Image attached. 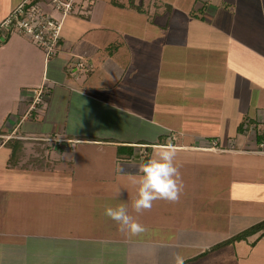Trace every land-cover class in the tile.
I'll list each match as a JSON object with an SVG mask.
<instances>
[{
	"label": "crops",
	"instance_id": "crops-1",
	"mask_svg": "<svg viewBox=\"0 0 264 264\" xmlns=\"http://www.w3.org/2000/svg\"><path fill=\"white\" fill-rule=\"evenodd\" d=\"M20 1L0 0V22ZM100 1L92 8L94 0H80L74 14L64 19L61 51L50 58L18 32L0 43V165L10 170L0 173V197L10 198L5 208L28 204L34 215L27 227L32 233L28 255L22 252V240L4 238L11 255L2 256L3 264H175L177 255L184 264H264V229L214 247L264 220V0H163L170 11L186 10L205 40L192 44L197 49L173 73L189 66L183 75H190L195 90L202 89L192 97V111L209 121L201 128L203 121L193 120L181 133L204 144L208 137H219L236 145L213 149L184 141L172 144L183 180L180 199L154 201L142 214L132 210L137 195L133 179L142 175L139 166L154 148H137L151 143L129 141V129L120 128L123 121L129 126V34L108 35L113 23L94 17ZM108 1L115 5V0ZM81 61L84 67L77 65ZM100 70L111 75L102 77ZM44 82L47 100L31 110L32 90ZM50 137L61 140L48 142L53 145L48 148L63 158L62 164H74L71 155L64 157V151L72 150L71 140L110 148H95L98 162L90 161L93 167L86 172H76V167L65 174L64 180L72 181L66 187H38L31 167L10 165L13 148L6 145L18 139L25 145L21 150L32 145L28 140ZM48 198L56 206L51 210L70 203L78 223L70 228L63 222L59 232L39 231L32 208L46 205ZM121 203L145 226L144 233L121 232L105 216L107 206Z\"/></svg>",
	"mask_w": 264,
	"mask_h": 264
},
{
	"label": "rangeland",
	"instance_id": "rangeland-1",
	"mask_svg": "<svg viewBox=\"0 0 264 264\" xmlns=\"http://www.w3.org/2000/svg\"><path fill=\"white\" fill-rule=\"evenodd\" d=\"M115 1H121L120 3L126 6L132 3L138 6L140 5L144 10L142 11L136 8L128 9V7L121 9L122 7L115 6L108 0H101L98 7L96 6L94 8V17L97 20L105 19L113 23L111 25L112 29H108V35L114 38L119 32L129 34L130 61L125 74V79L129 81V96L126 97L129 98V126L126 128V122L124 121L120 126L123 131L129 129L128 132H125V135L129 136V141H146L151 143L141 144L137 148H154V146L162 143L180 144L183 141L184 143H188V145H196L194 148H210V142L213 139H217L220 145L219 148H235L233 145L235 146L236 143H233V140L224 141L219 137L213 139L208 137L207 139L210 142L204 144L181 133V129L185 128L184 125L189 126L194 124L193 120H196L197 123L198 118L192 111L194 108L193 103H195L192 97L202 93V89L199 86L195 90L194 82L189 78L190 75L188 73L183 75V70L190 71L189 66L179 70L180 74H177L178 76L174 75L173 70L175 65L184 64V60L189 57L190 51L197 49L193 48L192 44L198 45L200 43L203 45L205 40L199 37V33L203 30L196 28L195 23L188 16L186 10L172 9L170 11L171 9H169L163 0ZM3 2L4 0H1V3ZM96 2L97 0H94V3L90 7H95ZM193 11L198 12L197 9ZM212 33L217 34L216 31H212ZM197 56L205 58L202 54ZM85 62L86 65H89L86 58ZM87 69L88 67H85V69L79 68L77 72ZM105 70H100V74H102V77L108 76L109 78L111 74L106 72L109 70ZM94 72L92 71V73ZM89 75L91 74H87L86 77ZM117 88V86H113V89ZM198 107L202 110L201 106ZM202 121L203 126L201 128H206L205 121L209 120L205 117L198 119L199 123ZM45 136L48 135L46 134ZM28 141L32 145H26V148L20 150L22 146H25L24 143L18 139H12L6 145V148L11 147L14 149V152H17L12 153L11 160L15 164L10 163V165H18L17 167L25 169L31 167L33 170L32 174L38 175V187H66L65 185L68 183L71 184L72 181L69 180L67 183L64 180L65 174L71 173V170H75L76 167V172H86L87 169L84 170L85 168L93 167L90 164L92 161L94 163L98 162L95 148H110L100 143L92 144L71 140L72 142L67 143H69L72 150L64 151V157L71 155L76 163L74 161L73 165H68L65 162L62 164L61 161L63 158L61 157V160L60 157L50 151L48 147L53 146L49 145L52 141L42 140L41 138H34ZM179 160L181 161L180 157ZM43 168H47V170ZM8 171L10 170L1 168L0 165V173ZM26 173L28 174V172ZM91 173L94 174V172ZM25 184L28 185V181ZM68 198L72 204L73 198L71 196ZM8 199L10 198L0 197V264H3L4 261V257L2 256L6 257L11 255V252H8L4 248V238L22 240L24 242L22 252H26V255H28L30 248L29 236L32 235L30 232L31 229L27 228L34 218V215L32 218L31 212H28L29 205L19 207V211L11 206L10 208H5L4 206L8 203ZM51 199H47L48 203L46 205H39L38 207L32 208V212L36 213V218L38 217L37 224L39 231L49 233L59 232L61 230L58 229L63 222L68 224V227L73 228L78 223V213L75 209H72L70 203L69 205L62 203L59 209L51 210L52 207H56L51 203ZM21 210L24 211L20 212ZM98 212L101 211L99 210ZM66 216L67 219L65 218ZM7 224L10 225L9 228H6L7 226L5 225ZM46 224L49 225L45 226ZM22 227H26V229H22ZM43 227L46 228L43 229ZM12 255H16V253H12ZM22 263L26 262L24 261Z\"/></svg>",
	"mask_w": 264,
	"mask_h": 264
},
{
	"label": "built area",
	"instance_id": "built-area-1",
	"mask_svg": "<svg viewBox=\"0 0 264 264\" xmlns=\"http://www.w3.org/2000/svg\"><path fill=\"white\" fill-rule=\"evenodd\" d=\"M79 2L80 0H21L0 22V43L6 41L12 33L18 32L32 39L47 57L56 55L61 51L64 19L74 14ZM77 65L84 67L82 62ZM48 88L46 82L33 88L31 110L37 109L39 104H45ZM262 120L264 124V117ZM45 139L55 144L61 143L60 139L54 137ZM209 146L219 148V141L213 139ZM260 147L264 150V139Z\"/></svg>",
	"mask_w": 264,
	"mask_h": 264
},
{
	"label": "clouds",
	"instance_id": "clouds-1",
	"mask_svg": "<svg viewBox=\"0 0 264 264\" xmlns=\"http://www.w3.org/2000/svg\"><path fill=\"white\" fill-rule=\"evenodd\" d=\"M176 149L171 143L154 146L153 155L139 166L142 174L133 179L137 186L136 198L132 201V210L142 214L150 210L153 202L164 200L176 203L183 192V180L175 164ZM105 216L115 221L121 232L139 235L147 229L129 214L128 207L121 203L116 207L107 206ZM175 264H184L183 258L177 255Z\"/></svg>",
	"mask_w": 264,
	"mask_h": 264
},
{
	"label": "trees",
	"instance_id": "trees-1",
	"mask_svg": "<svg viewBox=\"0 0 264 264\" xmlns=\"http://www.w3.org/2000/svg\"><path fill=\"white\" fill-rule=\"evenodd\" d=\"M113 3H114L115 5H117V6H119V7L136 8V9H138V10H142V11H144V10L140 7V5H139V6H138V5H134L133 3L130 4V5H128V6H126L125 4H121L120 2H117V1H114ZM257 139H258L259 141L262 140V139H263V134H262V133H261V134H258V135H257ZM144 143H145V142H144ZM129 148H130L131 151H132L133 148H134V146H130V145H129ZM13 150H14V149H13ZM13 153H17V152H14V151H13ZM14 160H15V159H14ZM147 160H148V158H146L145 161H147ZM15 162H16V161H15ZM11 163H12V164H15V163L13 162V160H11ZM261 229H264V220L261 221V222H259V223H257V224H255V225H253V226H250L249 228H247V229L243 230L242 232H240V233L234 235V236L231 237L230 239L225 240V241H223V242L217 244V245L214 246V247L217 248V247H220V246L225 245V244H227V243L233 242V241H235V240L242 239V238H244V237H246V236H248V235H250V234H252V233H254V232H257V231H259V230H261Z\"/></svg>",
	"mask_w": 264,
	"mask_h": 264
}]
</instances>
